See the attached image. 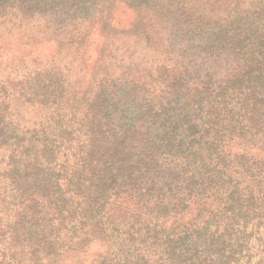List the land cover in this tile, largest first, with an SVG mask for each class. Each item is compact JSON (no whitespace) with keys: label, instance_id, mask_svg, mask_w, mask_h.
I'll return each instance as SVG.
<instances>
[{"label":"trees","instance_id":"1","mask_svg":"<svg viewBox=\"0 0 264 264\" xmlns=\"http://www.w3.org/2000/svg\"><path fill=\"white\" fill-rule=\"evenodd\" d=\"M105 1L0 0V29L72 47ZM112 1L143 27L89 100L57 58L0 67V264H264V0Z\"/></svg>","mask_w":264,"mask_h":264},{"label":"rangeland","instance_id":"2","mask_svg":"<svg viewBox=\"0 0 264 264\" xmlns=\"http://www.w3.org/2000/svg\"><path fill=\"white\" fill-rule=\"evenodd\" d=\"M199 1L216 6L223 13L236 6H244L252 2V0ZM104 4L101 14L80 26L79 38L81 39L72 47L65 45L63 40L61 41L51 30L40 24L28 25L22 30L0 29V67L5 74H9L13 68L11 61L22 54L39 63H46L57 58L68 63L71 72L75 73L78 80L77 87H74L72 91L73 106L89 100L99 79L111 73L110 68L105 64L110 43L118 44L120 41L135 43L137 37L132 33H124V30L132 29L130 32L135 30L141 32L143 27L142 21L133 19L128 7L112 0H106ZM125 74L122 72V75Z\"/></svg>","mask_w":264,"mask_h":264}]
</instances>
